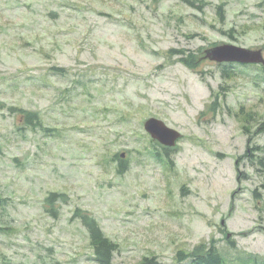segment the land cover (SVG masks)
Returning a JSON list of instances; mask_svg holds the SVG:
<instances>
[{"label":"rangeland","instance_id":"obj_1","mask_svg":"<svg viewBox=\"0 0 264 264\" xmlns=\"http://www.w3.org/2000/svg\"><path fill=\"white\" fill-rule=\"evenodd\" d=\"M195 4L0 0V264H98L76 208L118 243L113 264H177L211 239L225 264L264 255V172L238 162L244 126L264 141V75L222 77L204 56L224 43L264 56V0ZM14 106L54 130L23 127ZM149 117L180 131L172 161L154 155Z\"/></svg>","mask_w":264,"mask_h":264},{"label":"trees","instance_id":"obj_2","mask_svg":"<svg viewBox=\"0 0 264 264\" xmlns=\"http://www.w3.org/2000/svg\"><path fill=\"white\" fill-rule=\"evenodd\" d=\"M158 1V0H154ZM195 1L197 0H182L185 4L188 5H196ZM199 7V6H196ZM217 13L220 17H223L222 6L217 5ZM264 48V45H263ZM176 51V54H180V60L187 65H191L193 56L191 54L185 55L184 53ZM221 75L222 77H229L231 73H233V69L231 67L240 66H255L257 64H239V63H221ZM55 71H63L62 68L52 67ZM258 70L264 75V66L260 64ZM58 73V72H57ZM14 113L20 118L21 123L24 125L23 127H28L33 130L39 128L42 131H53L54 128H49L45 126L41 118L36 112L31 110H27L20 107H11L10 108ZM251 116V114H249ZM244 133L247 135L246 137V149L244 150V154L241 155L238 159V162L241 161L242 158L246 159L249 163L255 164L257 169H260L264 172V141L261 143H253L252 138L250 137L252 133L244 126ZM264 132V120L259 122V125L256 129V133ZM161 148H156L154 150V155H156L159 159H169L172 161L171 153L176 151V147H165L159 145ZM118 154H114V157H117ZM259 166V168H258ZM261 166V167H260ZM127 169L126 163L123 159H119V165L117 167L118 173H123ZM261 187L264 189V182L261 184ZM185 186L181 187V190L184 189ZM254 193L257 194V191L254 189ZM64 198L63 193H55L51 192L45 199L48 204H52L56 198ZM7 199L0 195V208L4 209L7 205ZM54 214V211H51ZM74 216L78 217L83 226L87 229L89 243L93 250V258L98 264H113V256L114 253L118 251L119 245L118 243L111 240L107 237L99 223L96 219L91 216L87 211L76 208L74 212ZM228 243L231 247L235 246V242L227 238ZM244 259H247L252 262V264H264V255L245 253ZM176 261L177 264H182L183 261H186L188 264H225V256L222 254L220 248L216 245L215 241L211 239L209 242H202L194 247L191 251H183L178 250L176 252ZM138 264H164L159 258L155 255L151 256H143Z\"/></svg>","mask_w":264,"mask_h":264},{"label":"water","instance_id":"obj_3","mask_svg":"<svg viewBox=\"0 0 264 264\" xmlns=\"http://www.w3.org/2000/svg\"><path fill=\"white\" fill-rule=\"evenodd\" d=\"M204 56L218 63H257L264 66V56L261 49H251L230 43L209 47L205 50ZM143 128L147 133H150L152 139L165 147H173L181 137L180 131L168 126L156 117L147 118L143 123ZM120 155L123 156V153Z\"/></svg>","mask_w":264,"mask_h":264}]
</instances>
